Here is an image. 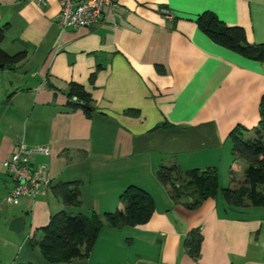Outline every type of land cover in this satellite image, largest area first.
Here are the masks:
<instances>
[{"label":"crops","instance_id":"1","mask_svg":"<svg viewBox=\"0 0 264 264\" xmlns=\"http://www.w3.org/2000/svg\"><path fill=\"white\" fill-rule=\"evenodd\" d=\"M204 11L243 27L249 43L264 42V0H117L98 25L66 29L56 22L58 0H0V26L8 25L0 46L26 53L15 69H0V195L13 185L2 161L20 142L49 149L32 162L47 166L52 184L81 182L79 206L63 205L52 191L22 197L8 221L27 211L24 229L36 236L61 210L121 209L130 185L155 201L145 223L103 226L87 258L49 263L26 240L13 264H264V206L225 210L220 198H207L188 209L156 176L161 165L176 164L214 167L229 185L243 178L229 133L259 120L264 61L212 42L195 23ZM71 81L90 93V117L66 105ZM195 227L203 235L197 260L182 247Z\"/></svg>","mask_w":264,"mask_h":264},{"label":"trees","instance_id":"2","mask_svg":"<svg viewBox=\"0 0 264 264\" xmlns=\"http://www.w3.org/2000/svg\"><path fill=\"white\" fill-rule=\"evenodd\" d=\"M197 27L214 43L229 49L245 58L264 61V42L249 43L245 30L238 25H229L214 12L204 11L195 18ZM8 25L0 26V44ZM24 51L10 55L0 46V69H15L25 58ZM159 72L163 68L156 65ZM95 72L91 73L90 81ZM66 105L80 109L90 117L95 111L93 99L84 86L71 81L66 92ZM126 114L138 115L135 109ZM160 127V126H159ZM158 128V127H157ZM233 161L245 163L243 178H231V185L223 187L219 183L218 171L214 167L181 170L178 165H161L156 172L157 179L164 185L174 203L188 209L197 208L207 198L221 199L225 210L264 206V94L259 102V120L251 129L236 125L229 133ZM80 181H58L51 191L65 206L81 204ZM121 209L113 212L89 215L71 214L61 210L51 215L48 223L41 227L38 239L32 236L30 244L39 248L49 263H64L87 258L103 226H135L145 223L155 209L153 196L145 189L130 185L120 195ZM203 235L199 227L187 232L182 241L185 253L197 260L201 252ZM17 264H33L18 262Z\"/></svg>","mask_w":264,"mask_h":264},{"label":"built area","instance_id":"3","mask_svg":"<svg viewBox=\"0 0 264 264\" xmlns=\"http://www.w3.org/2000/svg\"><path fill=\"white\" fill-rule=\"evenodd\" d=\"M37 5H46L47 0H32ZM117 0H58L59 12L57 25L62 28L93 27L105 19L108 8ZM35 153L49 154L43 145L29 147L23 142L17 143L8 158L2 161L4 173L11 177L13 185L4 202L8 205L19 204L22 197L35 199L51 192L52 178L45 164L34 165Z\"/></svg>","mask_w":264,"mask_h":264},{"label":"rangeland","instance_id":"4","mask_svg":"<svg viewBox=\"0 0 264 264\" xmlns=\"http://www.w3.org/2000/svg\"><path fill=\"white\" fill-rule=\"evenodd\" d=\"M245 163L235 166L234 171L236 173H244ZM219 175V174H218ZM224 177L219 175V183L223 187L230 186L229 183L223 180ZM6 196L0 195V264H13L15 258L19 255L22 256L25 248V241L29 242L31 248L39 249L35 245L30 244L31 237H28L27 227L20 233L12 232L8 229V217L15 210V205H8L4 202ZM40 233L35 236L38 239Z\"/></svg>","mask_w":264,"mask_h":264},{"label":"water","instance_id":"5","mask_svg":"<svg viewBox=\"0 0 264 264\" xmlns=\"http://www.w3.org/2000/svg\"><path fill=\"white\" fill-rule=\"evenodd\" d=\"M28 212L25 211L20 215L11 217L8 221V229L12 232L19 233L24 229L26 216Z\"/></svg>","mask_w":264,"mask_h":264}]
</instances>
